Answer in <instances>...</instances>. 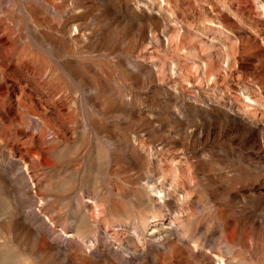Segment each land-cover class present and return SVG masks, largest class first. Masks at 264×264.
I'll use <instances>...</instances> for the list:
<instances>
[{"label": "rangeland", "instance_id": "1", "mask_svg": "<svg viewBox=\"0 0 264 264\" xmlns=\"http://www.w3.org/2000/svg\"><path fill=\"white\" fill-rule=\"evenodd\" d=\"M0 264H264V0H0Z\"/></svg>", "mask_w": 264, "mask_h": 264}]
</instances>
